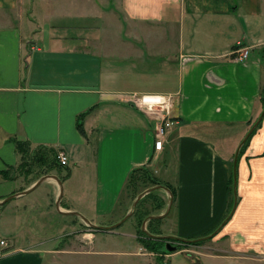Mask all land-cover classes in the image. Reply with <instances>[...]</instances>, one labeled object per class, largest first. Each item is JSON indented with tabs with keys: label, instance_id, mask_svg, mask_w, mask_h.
Instances as JSON below:
<instances>
[{
	"label": "crops",
	"instance_id": "0c3cea01",
	"mask_svg": "<svg viewBox=\"0 0 264 264\" xmlns=\"http://www.w3.org/2000/svg\"><path fill=\"white\" fill-rule=\"evenodd\" d=\"M263 83L264 0H0V171L13 167L0 176V202L13 195L0 203V264H43L37 236L77 216L57 209L54 178L16 194L46 174L62 180L63 210L96 221L133 170L152 167L176 190L166 235L215 229ZM164 120L174 123L157 149ZM14 137L69 163L25 171ZM237 196L226 227L264 233V122L239 153Z\"/></svg>",
	"mask_w": 264,
	"mask_h": 264
},
{
	"label": "rangeland",
	"instance_id": "374dc122",
	"mask_svg": "<svg viewBox=\"0 0 264 264\" xmlns=\"http://www.w3.org/2000/svg\"><path fill=\"white\" fill-rule=\"evenodd\" d=\"M262 94L264 95V83ZM258 117L251 122L248 131ZM263 122L264 118L254 129L255 132ZM147 169L161 183H167L162 172L155 171L152 167ZM152 186L153 182L144 176V172L137 173L134 180L124 189L116 210L110 216L92 221L103 227H95L80 217L70 216L67 226L62 223V230L50 229L53 230L50 234H39L35 247L44 254L43 264H264L263 231L259 229L255 234L250 232L243 235L236 227L227 228L226 225L234 221L235 213L224 225L213 229L200 243L169 237L162 238L164 243L169 241L178 245L177 250L169 251L165 244L158 248L152 246L153 244L146 245L144 241L147 243L148 239L142 232V222L148 215L160 214L166 210L169 196L165 189H160L154 196L145 197L136 206L131 217L120 225L113 226L130 211L138 194ZM229 195L233 199L231 191ZM160 197L165 200L161 206L158 204ZM145 227L147 231L158 227L161 235H166L170 230L165 220L151 223L148 221ZM1 240L0 246H5Z\"/></svg>",
	"mask_w": 264,
	"mask_h": 264
},
{
	"label": "trees",
	"instance_id": "16d2710c",
	"mask_svg": "<svg viewBox=\"0 0 264 264\" xmlns=\"http://www.w3.org/2000/svg\"><path fill=\"white\" fill-rule=\"evenodd\" d=\"M262 91H263V88H262ZM261 103H262V107H264V95L263 94L261 95ZM85 114L86 113H82V114L79 115L80 122L78 123V127L80 128V130L82 131L83 134H86V132L83 129L81 120L84 118ZM253 132L251 133V135L253 134ZM251 135L247 138L246 141H248V139L251 137ZM13 139L15 141L16 150L21 155V162H20V165L19 166L22 167L23 170L29 171V170L32 169V166H34L35 164H41V165L44 166V168L42 170L43 173H47V172H50L51 170H53L55 168H59L60 166H64L63 164H61V162L58 159V150L55 147H53V146H47V145H39L35 149H33L32 148V145H31V142H30L29 139H20V138H17V137H14ZM245 145H243V147ZM243 147L241 148V151H242ZM66 169H67V172L70 173V169L69 168H66ZM12 171H13V167L10 166L7 169L1 170L0 171V176L2 178H4V179H11V178H13ZM139 172H144V176H146L147 179H150L153 182V186L154 185H157V184H163V185L169 187L171 189L172 193H173L174 201H175V198H176V190H175V188L171 184H169V183H165V182L164 183H161L159 180L156 179V177L152 174V172L148 171L147 167H141V168H138V169L133 170L131 172L130 176L128 177L126 186H129V184L131 183V181L134 180L135 175L137 173H139ZM228 188H229V192L231 191L232 194H233V199L231 197L230 200H229V211H228V214L226 215V217L224 218V220L221 222V224L229 216L230 211H231L232 206H233L234 201H235L234 174H233V172H232V174L230 176V179H229V187ZM158 191H160V189H154L153 191L149 192L148 194H146L139 201V203L142 200H144L145 197H147V196H154L155 194H157ZM164 203H165V200H164L163 197L158 198V204H159V206L163 205ZM138 204H137V206H138ZM162 219L163 218H155V219H151L149 221H150V223L151 222H160V221H162ZM142 232L145 235H147L146 237L148 239V242L146 243L144 241V243L146 245L153 244L152 246H156V248H158L159 246L165 244L164 241H163V239L161 237H159V235H161L162 232H161V230L158 227H156V229L155 228L154 229L152 228V231L151 230L150 231H145L142 228ZM210 233H212V231H210L206 235H203V236H200V237L189 238V239H187V242L188 241H192V242H195V243H200ZM7 250H8V248H5V249H3V252L4 251H7Z\"/></svg>",
	"mask_w": 264,
	"mask_h": 264
},
{
	"label": "water",
	"instance_id": "95a60500",
	"mask_svg": "<svg viewBox=\"0 0 264 264\" xmlns=\"http://www.w3.org/2000/svg\"><path fill=\"white\" fill-rule=\"evenodd\" d=\"M264 118V107H263V110L261 112V114L259 115L257 121L254 123V125L251 127V129L248 131V133L245 135V137L243 138V140L241 141V143H239L238 147H237V150H236V153H235V157H234V162H233V174H234V193H235V201H234V206H233V209L230 213V215L227 217V219L220 225H224L227 220L229 219V217H231L237 207V202H238V199H237V164H238V157H239V153H240V149L241 147L243 146V144L246 142L247 138L251 135V133L254 131V129L258 126V124L260 123V121ZM54 178L58 181V183L60 184V193H59V196L57 198V201H56V206H57V209L62 212V213H66V214H73V215H77V216H80L87 224L89 225H92V226H95V227H103V226H99L95 223H93L92 221H90V219H88L86 216H84L83 214H81L80 212L78 211H66V210H63L61 208V199H62V196H63V184H62V180L56 175V174H46L42 177H40L37 182L35 184H33L29 189H26V190H23L19 193H16V194H24V193H27L28 191H30L31 189L35 188L36 186H38L39 184H41L46 178ZM154 189H165L169 195H170V199H169V202H168V205H167V208L166 210L163 212V213H160V214H152V215H149L142 223V228L143 230L147 231L146 229V223L151 220V219H155V218H163L165 216H167L170 211H171V208H172V205H173V202H174V196H173V193L171 191V189L163 184H157V185H154L152 187H149L147 189H145L143 192H141L140 194H138V196L135 198L133 204H132V208L130 209V211H128V213L125 215V217L123 219H121L120 221H118L117 223H115L113 226H117V225H120L122 222H124L127 218L131 217L135 211V208L137 206V204L139 203V201L146 195L148 194L149 192L153 191ZM13 195L7 197L6 199H4L3 201H1L0 203L2 202H5L6 200H8L9 198H11ZM159 237L161 238H169L171 237L170 235H159ZM165 246L166 248L169 250V251H175L178 249V245H173L171 244L169 241L165 243Z\"/></svg>",
	"mask_w": 264,
	"mask_h": 264
},
{
	"label": "built area",
	"instance_id": "2783aa9c",
	"mask_svg": "<svg viewBox=\"0 0 264 264\" xmlns=\"http://www.w3.org/2000/svg\"><path fill=\"white\" fill-rule=\"evenodd\" d=\"M248 53H249L248 50H245L238 57L240 59L246 58L248 56ZM144 100H145V102H151L149 105H150V107H152L153 102L156 99L153 97H150V98H145ZM173 123H174L173 120H164L157 127V139L155 141V147L157 149L162 148L163 142H164L163 137L165 136L167 129L170 126H172ZM58 159L61 162V164H63V165H67L69 163L68 155L63 150L58 151ZM1 243L5 244V245L7 244V242L4 239L1 240Z\"/></svg>",
	"mask_w": 264,
	"mask_h": 264
}]
</instances>
